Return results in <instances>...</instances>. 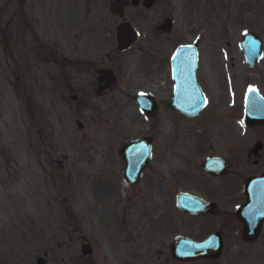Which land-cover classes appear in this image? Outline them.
<instances>
[{
    "label": "rangeland",
    "instance_id": "1",
    "mask_svg": "<svg viewBox=\"0 0 264 264\" xmlns=\"http://www.w3.org/2000/svg\"><path fill=\"white\" fill-rule=\"evenodd\" d=\"M17 8L14 0H0V260L12 256L8 259L33 264H39V259L46 264H79L82 260L114 264L115 256L121 254L120 243L129 239L126 245L131 250L132 235L126 227L127 217L124 220V213L130 212V191L119 182L121 172H115L110 151L93 144L94 151L89 152L88 142L83 141L84 134L95 139L94 129L107 131L115 115L127 128L126 135L117 136L121 142L151 131L165 133L167 144L192 135L197 139L195 163L211 154L227 155L226 148H235L234 139H241L240 147L245 149H251L256 139L264 141V126L243 123L246 91L255 88L264 97V56L251 69L241 48L248 32L260 36L264 43V0H225L222 6L216 3L203 28L200 23L198 76L204 75L205 85L201 79L200 85L209 104L199 118L191 120L169 109L172 88L166 78L158 90L160 114L144 119L133 100L141 91V81L130 75L134 55L129 73L125 70L123 75L132 87L125 86L118 109L102 102L94 112L97 126L92 128L52 92L45 71L53 65L44 62L46 57L40 53L32 31L16 29L20 21ZM100 10L98 16L104 22L96 28L93 13L86 10L83 0H71L56 13L60 28L48 29V24L50 33L45 34L43 27L40 42L53 44L63 35L115 37L116 18L105 6ZM38 13V8L25 3L21 14L32 21ZM37 67L41 70L38 76ZM37 78H44V82L37 85ZM117 111H122L121 117ZM128 117L135 123L127 121ZM77 120L83 123L82 130L77 128ZM223 139L229 141L221 142ZM101 152L106 158L102 167L88 163L92 155ZM84 243L93 246V256L82 255Z\"/></svg>",
    "mask_w": 264,
    "mask_h": 264
},
{
    "label": "flooded vegetation",
    "instance_id": "2",
    "mask_svg": "<svg viewBox=\"0 0 264 264\" xmlns=\"http://www.w3.org/2000/svg\"><path fill=\"white\" fill-rule=\"evenodd\" d=\"M70 1L16 0L20 10H23L25 3L38 8L40 18L28 23L30 28L35 29L34 34L38 37V30L42 27L47 30L48 24V29L60 28L56 13L68 6ZM224 1L83 0L86 10L93 13L94 27L100 28L104 22L98 14L105 6L113 18H116L114 23H130L140 36L126 52L119 51L115 37L58 36L56 44L46 45L48 60L55 66V69L43 70L47 73L46 81L52 85V92L59 94L63 104L72 107L71 113L88 121V128H92L97 126L98 120L94 112L100 109L102 102L108 107L115 105L118 109V98L124 94L125 86L132 87V83L124 80L123 75L125 70L129 73L130 59L136 55L130 75L140 80L138 88L145 94L152 95L156 101L155 112L142 116L150 120L161 111L162 100L158 90H161L162 82L167 78L170 88L172 91L174 89L172 66L176 52L180 47L195 46L200 56L199 25L202 23L203 28L206 19L210 17L209 13L215 11L216 3L222 6ZM32 16L34 18L35 14ZM167 21L169 29H163ZM22 24L26 25L27 22ZM49 33L47 30L45 34ZM191 49L185 48L180 54L178 65L182 73L190 71ZM211 66V60L208 59V68ZM208 68L206 71H209ZM104 69L112 70L117 76V82L112 88L98 94L99 72ZM39 73L41 70L37 67L35 74L38 76ZM196 76L198 82L202 80L205 85L204 75L202 78L198 76V68ZM40 82L43 83L44 78ZM40 82L37 78V85ZM121 110L126 108L122 107ZM116 114L121 117L123 113L117 111ZM116 116L112 118L114 121L107 131L94 129L95 139L84 134L83 141L88 142V151H94L93 144L106 147L110 151L116 173L122 172L126 166L122 150L131 141L149 139L151 158L140 181L128 186L130 196L127 210L130 212L124 213V220L127 217L126 227L132 235V245L129 250L126 245L129 239L120 243L121 254L119 257L115 256L114 264H264V213L257 216L245 209L249 203V180L264 175V148L254 155L252 150L240 147L241 139L236 142L234 139L232 143L235 148H226L227 155H214L226 159L230 167L228 175L218 176L202 169L204 160L194 162V141L197 144V139L192 135L181 139L182 142L178 140L167 144L165 133L151 131L137 133L135 137L121 142L117 136L126 135L124 131L127 128L122 119L119 120ZM127 119L132 120L129 117ZM132 122L135 123L133 120ZM83 128L82 124L81 129ZM111 129L114 131H109ZM224 141L229 140H221ZM262 143L264 145V141ZM84 150L87 151V148ZM132 158L135 163L133 167L144 163L142 155H133ZM105 162L106 158L101 152L92 155L88 163L102 167ZM187 165L189 168H186ZM118 179L117 176V181ZM119 182L123 184L121 178ZM186 194L197 199L183 196ZM165 232L170 235L167 237ZM208 238L210 241L206 250L209 257L187 259L198 253L195 251L198 247H194L196 245L191 241L202 243ZM219 244L222 246L220 255ZM176 252L183 259H177ZM8 257L12 256H5L0 264H33L23 259L10 260ZM38 263L48 262L39 259ZM107 263L108 261H104V264ZM79 264L102 263L82 260Z\"/></svg>",
    "mask_w": 264,
    "mask_h": 264
},
{
    "label": "water",
    "instance_id": "3",
    "mask_svg": "<svg viewBox=\"0 0 264 264\" xmlns=\"http://www.w3.org/2000/svg\"><path fill=\"white\" fill-rule=\"evenodd\" d=\"M117 37H118V45L121 50H126L133 41L137 38V34L135 30L128 24L120 25L117 29ZM243 51L245 54L246 61L249 66L254 67L258 60L262 56V43L256 35L249 33L245 35V38L243 40ZM175 70L177 71V65L174 63ZM176 74V81L178 78V73ZM112 82H110V79L106 76V73H104V77L100 81V89L106 88L108 85H111ZM195 83V82H194ZM196 88L191 89L189 95H195L197 97L200 96V90L198 89L197 85L195 84ZM190 90V89H189ZM176 96L174 101L172 102L171 106L179 110L186 115L193 116L194 114H197L199 110L202 108V106H199L196 99V104L191 102L188 99V90L186 88L181 87V84L178 83L177 89H176ZM195 99V98H194ZM137 102L143 107L144 109H149L148 100L144 96H140L137 99ZM246 121L249 125H255L256 123L264 124V99L256 93V91H250L248 97H247V104H246ZM147 143V140L145 141H139V142H133L131 143L127 148V152L131 148H135L136 152L142 150L144 152L149 153L148 146L144 143ZM261 145L257 144L256 150L260 149ZM126 150L124 151V155L127 154ZM146 159H144V164H141L139 166L133 167L135 165L134 162H128L127 168L124 171V177L126 181H129L131 183H136V181L139 179L145 165H146ZM216 160H209L206 163L205 169L209 172H216L218 169L214 168ZM227 165H224L226 167ZM251 195L250 198H252V205L254 206V211L257 212L259 207L264 206V177L259 179H254L253 183L251 184ZM195 244V243H193ZM209 244V241L204 242L203 244L196 245L194 247L195 251L198 252L193 256L196 258H201L204 256H207V246ZM202 246V247H199ZM92 252V248L89 245H84L82 247V253L84 255H89ZM180 257V256H178Z\"/></svg>",
    "mask_w": 264,
    "mask_h": 264
},
{
    "label": "snow or ice",
    "instance_id": "4",
    "mask_svg": "<svg viewBox=\"0 0 264 264\" xmlns=\"http://www.w3.org/2000/svg\"><path fill=\"white\" fill-rule=\"evenodd\" d=\"M250 90H252V89H250Z\"/></svg>",
    "mask_w": 264,
    "mask_h": 264
}]
</instances>
